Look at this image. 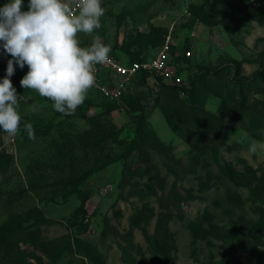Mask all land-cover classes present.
Wrapping results in <instances>:
<instances>
[{"label": "rangeland", "instance_id": "obj_1", "mask_svg": "<svg viewBox=\"0 0 264 264\" xmlns=\"http://www.w3.org/2000/svg\"><path fill=\"white\" fill-rule=\"evenodd\" d=\"M101 6V27L77 34L81 47L99 36L109 55L152 59L169 39L175 52L189 45L201 80L193 96L134 81L123 107L110 112L91 87L65 116L13 80L27 66L15 72L20 129L15 137L0 130V264H264V0ZM5 75L0 68V80ZM207 126L203 139L218 156L209 149L208 167L201 161L196 173L193 144ZM231 166L236 173L228 175L223 167ZM87 173L79 188L92 196L82 222L74 190ZM197 222L212 227L209 236L196 235ZM250 234L257 239L241 240Z\"/></svg>", "mask_w": 264, "mask_h": 264}, {"label": "clouds", "instance_id": "obj_2", "mask_svg": "<svg viewBox=\"0 0 264 264\" xmlns=\"http://www.w3.org/2000/svg\"><path fill=\"white\" fill-rule=\"evenodd\" d=\"M8 0L0 7V47L11 56L5 77L0 80V130L15 137L20 129L18 95L11 77L15 66L28 71L20 80L24 89L35 90L53 101L62 115L75 113L95 84V65L109 60L110 48L99 36L90 47L80 46L77 34L101 27V0H77V12L65 0ZM29 139H35L33 125L24 124Z\"/></svg>", "mask_w": 264, "mask_h": 264}, {"label": "trees", "instance_id": "obj_3", "mask_svg": "<svg viewBox=\"0 0 264 264\" xmlns=\"http://www.w3.org/2000/svg\"><path fill=\"white\" fill-rule=\"evenodd\" d=\"M196 14H200V13L197 12ZM185 49H189V45L186 46ZM172 53H173V56H174V62L177 64V67H178V72L183 74L184 79L188 81V84L181 83L179 85L178 84L166 85V84L162 83L160 80H154V81H156L157 84H159L161 87H163L164 90L169 91L170 93L179 94L180 92H184L188 96H193V94L196 91L197 84H198L199 80H201L200 74L198 73L197 70L195 71L194 66L191 64L190 57L186 56L185 54H181L180 52H175L173 49H172ZM127 54H128V57H125V58H122V59L126 60L128 62L146 60L144 57L138 56V55H136L134 53H131V52H129V53L127 52ZM117 57L119 58L120 56H117ZM13 80L14 81H20L21 79L15 77ZM149 80H151V79L149 78L148 74H143V75L139 74L135 78L132 79V81L129 83V85L127 87H129L134 81H139L140 83H146V81H149ZM99 92L104 97V99L100 102L101 106H102L101 108H103L104 111L110 112V111H114V110H117V109H121L123 107L120 99L125 96V91L123 92V94L121 95V97L119 99L109 98V97L105 96L101 91H99ZM199 108H201V110H200L201 112L206 113V114L209 115L210 112L206 111L201 106ZM144 113L145 112L142 110L138 114L135 115V117L137 119V124H138V126L136 128L137 134L138 133H142L144 128H145L146 115ZM82 116H85V115H82ZM218 120H219V118H218V116H216V121H218ZM211 125L214 126V125H216V123L215 124L211 123ZM212 126L205 127L202 130L201 135L199 134L200 135V139H199L200 145L199 146H196L195 144H193L195 154H194V157H193V163L192 164H195V166H196V169H194V171L196 170L195 171L196 173L199 171V167L198 166L201 163V161L203 163H205L204 167H208V164H207V162L204 161V158H205V155L208 154V150L209 149L212 150L211 152H212V154L215 157L218 156L216 149H212L208 145V143L205 141V139H203V137H204L203 131L211 129ZM223 170L228 175H232L233 173H236L235 169L232 166L230 168L223 167ZM89 173H87V175L85 174L86 175L85 177L76 179V187H75V190H74V192L76 191L78 196H79V198H80V205L75 210V216L77 218H81L82 222H84V220L89 217V213H88V210H87V203H88V200L90 199V197L92 195L89 194L87 191H85L83 189H80L79 185L84 180H86V178L88 177ZM209 173L210 172L206 173V176ZM211 175H213V173H210L208 177H210ZM253 193H257L255 191V189H251V194H253ZM192 226L195 229L196 235L198 237L199 236H203L202 238H206L207 236H209V234L211 232L210 229H212L211 226H208V227L204 226L203 222H197L196 224H193ZM13 229L14 228L9 227V231H11ZM255 234H250V235H247V236H243V237H241V240L242 241H248L250 239L251 235L254 236ZM252 238L257 239V235H255ZM234 239L235 238H232V239L230 238L228 240V243L230 244V241H233ZM81 240L82 239L80 237H78V236L75 237V243L79 244V243H81ZM223 247H224V251H225L226 250V246H223ZM88 249L92 253H94L96 255H99L98 250H96L92 245H88Z\"/></svg>", "mask_w": 264, "mask_h": 264}, {"label": "built area", "instance_id": "obj_4", "mask_svg": "<svg viewBox=\"0 0 264 264\" xmlns=\"http://www.w3.org/2000/svg\"><path fill=\"white\" fill-rule=\"evenodd\" d=\"M76 3L77 0H73L71 3L73 12L78 11L75 6ZM191 53V49L181 51V54L188 57L191 56ZM9 59H11V56L5 54L3 48L0 47V68L7 69ZM94 68L95 84L92 88L98 89L105 96L112 99H119L132 79L139 74H148L150 79L160 80L166 85L188 84L183 74L178 72L169 39L165 45L160 47L156 56L152 59L128 62L122 58L109 55L108 62L95 65ZM19 69V66H15V72Z\"/></svg>", "mask_w": 264, "mask_h": 264}]
</instances>
